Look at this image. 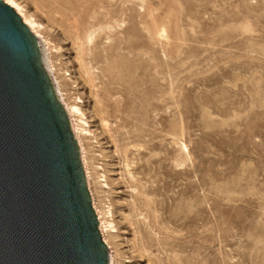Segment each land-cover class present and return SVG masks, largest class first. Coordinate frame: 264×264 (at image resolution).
<instances>
[{
	"label": "rangeland",
	"instance_id": "rangeland-1",
	"mask_svg": "<svg viewBox=\"0 0 264 264\" xmlns=\"http://www.w3.org/2000/svg\"><path fill=\"white\" fill-rule=\"evenodd\" d=\"M17 1L80 101L114 264H264V0Z\"/></svg>",
	"mask_w": 264,
	"mask_h": 264
},
{
	"label": "water",
	"instance_id": "water-1",
	"mask_svg": "<svg viewBox=\"0 0 264 264\" xmlns=\"http://www.w3.org/2000/svg\"><path fill=\"white\" fill-rule=\"evenodd\" d=\"M0 264H109L36 37L0 0Z\"/></svg>",
	"mask_w": 264,
	"mask_h": 264
},
{
	"label": "bare ground",
	"instance_id": "bare-ground-1",
	"mask_svg": "<svg viewBox=\"0 0 264 264\" xmlns=\"http://www.w3.org/2000/svg\"><path fill=\"white\" fill-rule=\"evenodd\" d=\"M2 1L14 10V12L20 17L21 21L28 27V29L37 39L41 53L42 65L50 78L54 93L58 101L61 103V105L64 107L67 113L71 131L78 144L79 155L86 179V185L89 193H91L90 194L91 204L93 202L92 207L94 209L98 221V229L101 234L103 242L109 248V264H114L115 263L114 251H112L110 242L107 239L110 233H114L115 231L114 225L111 219V213L109 211H101L96 205V200L94 198V192L92 190V184H91L92 181L91 173L86 160V151L83 146V137L90 135V131L89 129H86L88 126L84 119V114L81 111L82 109H80V107L78 106V103H80V101L78 100L74 103H69L66 99V93H64L62 90V86L57 77L58 73L56 72V68H54V65L51 61V57L49 56L50 48H48L49 46L46 47L47 46L46 39H44V37L41 35V30L43 26L35 18H33L32 15L30 14L28 15L26 10L24 9V6H22L21 3L18 2L17 0H2ZM164 33H165V29L161 28L158 34L159 37H163ZM88 40L90 41L91 37ZM80 148H81V152H80Z\"/></svg>",
	"mask_w": 264,
	"mask_h": 264
}]
</instances>
